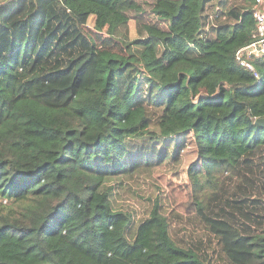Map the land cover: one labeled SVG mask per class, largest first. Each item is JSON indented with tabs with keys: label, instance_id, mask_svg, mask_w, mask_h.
<instances>
[{
	"label": "trees",
	"instance_id": "trees-1",
	"mask_svg": "<svg viewBox=\"0 0 264 264\" xmlns=\"http://www.w3.org/2000/svg\"><path fill=\"white\" fill-rule=\"evenodd\" d=\"M254 2H0V264H264ZM184 159L191 212L126 204Z\"/></svg>",
	"mask_w": 264,
	"mask_h": 264
},
{
	"label": "rangeland",
	"instance_id": "rangeland-1",
	"mask_svg": "<svg viewBox=\"0 0 264 264\" xmlns=\"http://www.w3.org/2000/svg\"><path fill=\"white\" fill-rule=\"evenodd\" d=\"M7 0H0L4 2ZM95 17L91 16L88 20L90 27L94 25ZM131 36L136 35L135 22L130 23ZM188 161L183 160L182 164L175 163L174 165H163L151 175H142L138 182L132 184L133 190L131 196H127L126 204L129 207L142 212H148L152 205V201L148 197L152 194L162 193L165 200L169 201L170 205L180 210L183 213L192 211L190 208L191 186L186 167ZM123 200L120 202L122 203Z\"/></svg>",
	"mask_w": 264,
	"mask_h": 264
},
{
	"label": "built area",
	"instance_id": "built-area-1",
	"mask_svg": "<svg viewBox=\"0 0 264 264\" xmlns=\"http://www.w3.org/2000/svg\"><path fill=\"white\" fill-rule=\"evenodd\" d=\"M253 15L257 25L256 34L250 44L237 51L236 59L241 65L253 70L254 74L257 75L258 73L255 71L249 57L258 54L264 55V0H255Z\"/></svg>",
	"mask_w": 264,
	"mask_h": 264
},
{
	"label": "water",
	"instance_id": "water-1",
	"mask_svg": "<svg viewBox=\"0 0 264 264\" xmlns=\"http://www.w3.org/2000/svg\"><path fill=\"white\" fill-rule=\"evenodd\" d=\"M257 123H262V124H264V118H259V119H257Z\"/></svg>",
	"mask_w": 264,
	"mask_h": 264
}]
</instances>
